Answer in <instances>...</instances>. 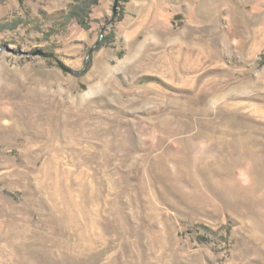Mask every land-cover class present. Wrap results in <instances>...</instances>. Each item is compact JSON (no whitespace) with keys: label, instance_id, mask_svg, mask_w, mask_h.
Wrapping results in <instances>:
<instances>
[{"label":"rangeland","instance_id":"374dc122","mask_svg":"<svg viewBox=\"0 0 264 264\" xmlns=\"http://www.w3.org/2000/svg\"><path fill=\"white\" fill-rule=\"evenodd\" d=\"M79 2L0 0V264H264V0Z\"/></svg>","mask_w":264,"mask_h":264},{"label":"water","instance_id":"95a60500","mask_svg":"<svg viewBox=\"0 0 264 264\" xmlns=\"http://www.w3.org/2000/svg\"><path fill=\"white\" fill-rule=\"evenodd\" d=\"M119 0H116L115 2V7L117 6ZM100 41H97L93 47L90 49L86 61H85V65L82 69L76 70L74 68H72L71 66L67 65L64 61H62L54 52L51 51H45L42 49L36 50L35 52H33V55H42L44 57H48V58H53L56 60V62L59 64V66L66 72L68 73H72V74H82L84 72L87 71L88 66L91 62V57H92V53L95 50V48L97 47V45L99 44Z\"/></svg>","mask_w":264,"mask_h":264},{"label":"trees","instance_id":"16d2710c","mask_svg":"<svg viewBox=\"0 0 264 264\" xmlns=\"http://www.w3.org/2000/svg\"><path fill=\"white\" fill-rule=\"evenodd\" d=\"M23 2V0H20ZM78 4H75L71 8V15L77 19V21L83 26H89L91 20V14L93 6L98 4V0H79Z\"/></svg>","mask_w":264,"mask_h":264}]
</instances>
